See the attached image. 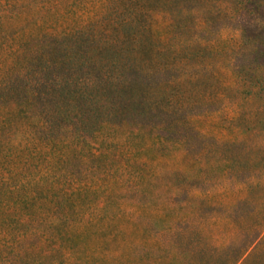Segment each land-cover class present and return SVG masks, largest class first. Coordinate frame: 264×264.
I'll list each match as a JSON object with an SVG mask.
<instances>
[{
    "label": "trees",
    "instance_id": "trees-1",
    "mask_svg": "<svg viewBox=\"0 0 264 264\" xmlns=\"http://www.w3.org/2000/svg\"><path fill=\"white\" fill-rule=\"evenodd\" d=\"M218 1L0 0V264H80L73 233L98 217L102 186L126 182L117 157L135 176L127 152L148 141L198 158L230 150L232 175L247 184L234 206L259 189L264 207V8ZM224 20L241 34L229 50L203 36ZM212 106L236 109L225 120L245 134L200 126ZM101 165L115 175H97ZM173 173L178 187L192 182L191 171ZM235 245L231 264H264V238Z\"/></svg>",
    "mask_w": 264,
    "mask_h": 264
},
{
    "label": "rangeland",
    "instance_id": "rangeland-1",
    "mask_svg": "<svg viewBox=\"0 0 264 264\" xmlns=\"http://www.w3.org/2000/svg\"><path fill=\"white\" fill-rule=\"evenodd\" d=\"M257 3L264 8V0H254L250 7ZM203 34L215 40V49L229 50L241 40L236 22L230 20L215 22ZM254 61L253 57L248 62L244 58L239 64L247 67ZM226 62L227 57L221 58L224 79L230 76L223 67ZM216 108L212 106V112L198 116L200 126L214 132L223 130L228 140L245 134L238 127L231 129L225 120L236 119V109L230 107L220 112ZM260 115L263 118L264 110ZM259 126L263 140L264 123ZM259 137H252L249 142H256ZM127 154L137 170L135 176L126 173L128 164L123 157H117L122 164L117 176L126 182L102 186L100 189L107 194L96 198L93 205L98 217L73 233L75 250L71 251L83 259L80 264H231V259L241 251L235 243L264 238V207L259 189L254 190L250 204L234 206L245 196L247 184L242 179L245 174L238 182L233 177L235 161L230 159V150L223 152L222 156L227 154L223 157L198 158L192 150L175 142H166L159 152L156 144L148 141L141 149ZM105 168L101 165L96 174L108 179L115 175ZM174 171L184 175L191 171V186L178 187L181 176ZM89 172L84 170L86 175ZM260 179L261 175H256L254 184ZM136 188L140 191L136 192ZM107 199L115 200L116 205L106 207ZM104 212L113 214L103 215Z\"/></svg>",
    "mask_w": 264,
    "mask_h": 264
}]
</instances>
